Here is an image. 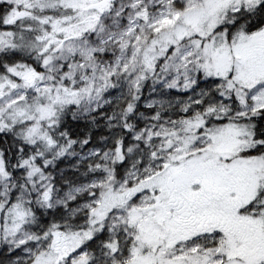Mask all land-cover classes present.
<instances>
[{
	"label": "snow or ice",
	"instance_id": "snow-or-ice-1",
	"mask_svg": "<svg viewBox=\"0 0 264 264\" xmlns=\"http://www.w3.org/2000/svg\"><path fill=\"white\" fill-rule=\"evenodd\" d=\"M0 264H264V0H0Z\"/></svg>",
	"mask_w": 264,
	"mask_h": 264
}]
</instances>
